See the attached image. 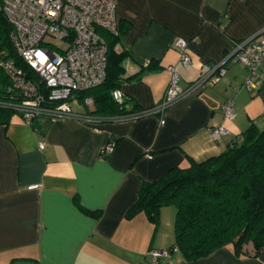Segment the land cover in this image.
Masks as SVG:
<instances>
[{
    "label": "crops",
    "instance_id": "crops-1",
    "mask_svg": "<svg viewBox=\"0 0 264 264\" xmlns=\"http://www.w3.org/2000/svg\"><path fill=\"white\" fill-rule=\"evenodd\" d=\"M115 5L122 36L116 49L131 54L124 63L126 78L152 67L122 89L143 111L162 103L169 68L186 90L238 43L264 39V0H115ZM179 39L189 44L187 68L176 48ZM225 69L223 77L214 74L201 91L163 113L133 120L92 116V123L42 118L33 125L14 116L0 126V264H150L152 251L172 248L176 215L170 219V207L162 209L158 228L145 213L132 220L126 214L143 182L187 167L189 158L199 162L219 155L260 120L264 68L252 90L242 87L249 77L244 65L230 61ZM227 103L233 104V120L222 112ZM73 106L88 115L94 109L79 100ZM217 127L226 134L215 141L211 132ZM160 264H264V255L238 258L228 246L196 262L176 251Z\"/></svg>",
    "mask_w": 264,
    "mask_h": 264
},
{
    "label": "trees",
    "instance_id": "trees-1",
    "mask_svg": "<svg viewBox=\"0 0 264 264\" xmlns=\"http://www.w3.org/2000/svg\"><path fill=\"white\" fill-rule=\"evenodd\" d=\"M11 30L0 12V126L9 125L14 116L23 118L10 106L20 99L15 92H9L14 82L2 62L11 59L29 79L39 85L42 82L12 48ZM103 36L109 47L106 80L98 87L76 93L75 98L82 104L92 98L94 109L87 112L103 121L142 115L146 111L130 97L125 94L119 103L113 93L152 67L126 78L124 63L131 54L127 50L117 51L122 36L106 33ZM39 119L42 118L30 124ZM166 207L176 209V242L170 249L177 248L188 262L206 259L228 246L238 258L255 259L264 255V128L252 122L219 155L199 162L189 158L187 167L174 168L157 181L143 182L126 219L145 213L158 228L161 211ZM88 214L101 217V212Z\"/></svg>",
    "mask_w": 264,
    "mask_h": 264
},
{
    "label": "built area",
    "instance_id": "built-area-1",
    "mask_svg": "<svg viewBox=\"0 0 264 264\" xmlns=\"http://www.w3.org/2000/svg\"><path fill=\"white\" fill-rule=\"evenodd\" d=\"M0 12L12 29L9 35L12 48L42 81L40 85L36 84L17 68L15 61L4 60L2 66L14 82L9 92H15L20 99L10 106L29 124L36 118L96 121L95 117L76 112L73 104L78 101L76 93L98 87L106 80L109 47L103 33L120 36L115 0H0ZM49 38L66 41L68 47L59 48ZM188 45L183 39L176 43L185 68L191 65ZM230 61L242 64L249 70V77L242 87L254 89L255 80L264 68V39L252 38L238 43L221 64L186 90L178 87L179 76L175 68H169L172 77L162 103L142 115L134 114L120 119L133 120L163 113L183 98L201 91L214 74L223 77L226 74L225 66ZM113 97L122 103L125 93L118 89ZM84 106L93 108L94 100L87 98ZM222 112L230 120L236 117L232 103L224 105ZM225 134L224 128L217 127L211 132V137L217 141ZM45 147V143L40 145L41 150ZM112 150L113 145L109 144L103 154L107 155ZM176 251L177 248L152 251L151 264L171 259Z\"/></svg>",
    "mask_w": 264,
    "mask_h": 264
},
{
    "label": "rangeland",
    "instance_id": "rangeland-1",
    "mask_svg": "<svg viewBox=\"0 0 264 264\" xmlns=\"http://www.w3.org/2000/svg\"><path fill=\"white\" fill-rule=\"evenodd\" d=\"M49 40H51L55 46L59 47V48H62V49H66L68 47V44L66 41H60V40H57V39H54V38H49ZM244 90H247L246 88ZM73 109L76 111H78V107L77 106H73ZM256 124H259V125H264V112H262L261 114V118L260 120L258 119V121L256 122ZM241 135V134H240ZM239 135V136H240ZM238 136V137H239ZM237 137V138H238ZM168 212H170V219H174V216L176 215V209L174 207H170L168 209ZM172 215V216H171ZM169 217V216H168Z\"/></svg>",
    "mask_w": 264,
    "mask_h": 264
}]
</instances>
